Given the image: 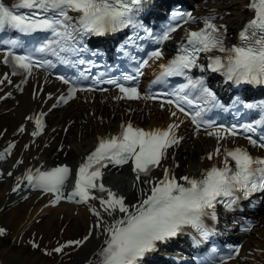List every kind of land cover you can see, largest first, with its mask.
<instances>
[{
  "label": "snow or ice",
  "instance_id": "snow-or-ice-1",
  "mask_svg": "<svg viewBox=\"0 0 264 264\" xmlns=\"http://www.w3.org/2000/svg\"><path fill=\"white\" fill-rule=\"evenodd\" d=\"M147 2L148 0H16L9 5L5 0H0V37L10 32L28 37L43 34V39L30 47H25L19 38L0 39V45L6 46L0 63L11 69V76L24 77L21 83H27V77L33 76L35 69L54 68L56 64L47 58L49 56L63 65H82L85 61L79 57L87 51L83 44L86 37H102L129 27H142L137 16ZM246 7L253 12V17L241 29L240 43L231 47L225 44L226 27L217 23V16L211 12L205 17L194 16L191 12L174 13V19L181 20L184 24H202V27L186 33V42L178 47L174 58L159 66L160 71L154 82L167 84L169 78L184 79V83L163 93L172 98L166 99L160 107L163 109L165 105L174 106L179 113L191 117L197 132L203 127L208 136L217 139L218 146L208 154L209 160L221 155L220 142L240 134H245L252 147L264 150V135L254 138L258 128H264V116L239 128L236 125H216L214 121L205 120L207 112L223 108V105L203 77L192 75L193 69L204 70V66L199 63L201 53H219L208 56V66L212 72L222 73L236 85H264V0H249ZM70 12L77 15H69ZM175 31L176 26L168 28L157 38L156 43L168 41ZM17 49L23 50V54H19ZM163 58L164 52L161 49L152 51L148 59L137 67L136 74L126 73L122 76V81L137 80L139 75H143L141 67L147 66L149 60ZM58 79L70 85L67 95L59 97L61 103H68L79 91L95 90L81 88L76 80L64 76ZM78 79L87 77L81 73ZM5 81L11 83L7 73L0 79V85ZM124 82H121V78H96L97 84L114 85L121 93L117 97L119 100L157 99L158 94L142 95L138 86H126ZM17 88L22 91L20 85ZM246 107H259L264 112V106L248 104ZM193 108L195 110L190 111ZM177 111H170V116L177 117ZM28 119L31 120L32 117ZM35 125L37 130L32 132L33 136L39 135L44 128L40 118H36ZM179 126L171 123L164 129L145 130L127 123L122 126L118 135L101 138L95 150L79 166L74 189L66 197L62 189L72 175V169L67 165L45 171L37 169L33 172L28 169L23 180L34 189L55 193V203H59L61 199L75 203L98 200L100 205L99 209L90 208L97 221L82 239L58 244L51 249L42 248L36 240L29 241L30 246L47 256L66 255V249L83 247L93 238L94 232L99 230L104 238L95 253L97 259L94 264H142L143 258L156 251L158 244L167 243L186 228L194 229L202 238L208 239L212 232L207 227L205 218L216 219L217 204L234 209L242 199H248L258 192L264 193V158L254 157L242 147L226 150L223 154V167L212 166L200 178L185 175L178 180L171 168H163L162 178L148 179L153 169L163 167L161 162L169 158V149L179 147L182 141V137L177 135ZM24 130L23 127L19 129L21 133ZM14 147V144L9 146L6 150L8 155H11ZM229 158L234 161V167L230 166ZM4 159V153H0V160ZM130 162L136 184L149 185L148 192L140 189L143 198L132 204L126 203L124 195L106 187L103 182V169L110 165L123 167ZM7 175L11 176L12 173L8 172ZM21 182L18 178L13 191H19ZM94 191L99 195L93 194ZM105 214L114 218L111 224L106 222ZM6 235V230L0 227V237ZM239 251L236 248L235 254L238 255ZM232 258V255L227 257L228 260ZM208 264L213 262L210 260ZM221 264H226V261Z\"/></svg>",
  "mask_w": 264,
  "mask_h": 264
},
{
  "label": "bare ground",
  "instance_id": "bare-ground-1",
  "mask_svg": "<svg viewBox=\"0 0 264 264\" xmlns=\"http://www.w3.org/2000/svg\"><path fill=\"white\" fill-rule=\"evenodd\" d=\"M248 3L249 0H206V3H199L194 16L205 17L211 12L217 16V22L227 23L233 33L253 17V12L246 7ZM41 88L42 86L34 90L30 83L24 88L22 95L0 101V149L7 150L11 143L17 142L11 157L14 162L9 166L13 175L6 177L7 182L0 184V227L6 230V236L13 238L14 246L8 247L0 241V264H94L97 259L95 253L104 238L99 230L94 232L93 238L83 247L66 249V255L47 256L38 249H33L29 255L24 253L26 247L30 246L28 242L32 240L38 241L42 248L51 249L58 244L82 239L97 221L90 208L99 209L98 200H90L87 207L66 203L56 206L49 195L24 196L22 189L12 196L10 191L28 167H38L43 161L46 162L45 167L81 162L99 137L117 132L123 123L134 121L149 129L158 122H172L174 118L145 101L140 104L120 100L114 102L107 94L96 95V98L81 96L65 108L50 111L48 127L39 135L31 137L33 113L38 110L49 111L54 106L55 97L49 98L52 94L40 90ZM3 94L5 93L0 94V99ZM29 117L32 119H28ZM21 127L25 129L22 133L19 131ZM224 143L225 141L220 142L219 146ZM217 146V139L188 137L175 152L169 154L163 168H171L173 174L179 177L192 173L199 175L204 168L222 161V154L212 161L207 159V155ZM19 161L23 163H18ZM163 168L154 172L150 179L156 180L162 176ZM122 171L129 175L132 173L130 167H124ZM135 186V189L126 194V203H136L143 198L140 189L144 192L149 189L147 183H135ZM120 194L125 196L124 193ZM113 219L105 214L107 223L111 224ZM258 219L259 226L246 237L244 247L245 254L253 251L255 255L246 257L245 262L240 264H264V251H260L264 249V211ZM19 245L24 249H18Z\"/></svg>",
  "mask_w": 264,
  "mask_h": 264
},
{
  "label": "rangeland",
  "instance_id": "rangeland-1",
  "mask_svg": "<svg viewBox=\"0 0 264 264\" xmlns=\"http://www.w3.org/2000/svg\"><path fill=\"white\" fill-rule=\"evenodd\" d=\"M122 179H120L119 177L115 178V181H112L110 180L111 184L114 185V188H116L117 190L121 189V188H124L125 187V184H124V181H121ZM124 184V185H123ZM3 242H6L5 244L8 246V247H11L13 246V241L11 240V238H7V239H4L2 240ZM5 245V246H6ZM20 250H23L24 247H20ZM31 253V250L30 248H27L26 251H25V255H29Z\"/></svg>",
  "mask_w": 264,
  "mask_h": 264
}]
</instances>
